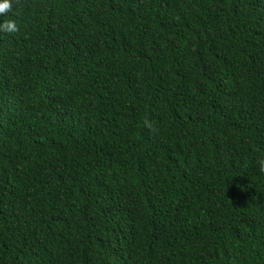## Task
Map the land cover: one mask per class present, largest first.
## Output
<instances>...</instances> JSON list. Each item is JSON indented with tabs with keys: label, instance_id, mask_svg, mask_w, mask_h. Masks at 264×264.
<instances>
[{
	"label": "trees",
	"instance_id": "obj_1",
	"mask_svg": "<svg viewBox=\"0 0 264 264\" xmlns=\"http://www.w3.org/2000/svg\"><path fill=\"white\" fill-rule=\"evenodd\" d=\"M9 19L0 264H264V0H13Z\"/></svg>",
	"mask_w": 264,
	"mask_h": 264
},
{
	"label": "clouds",
	"instance_id": "obj_2",
	"mask_svg": "<svg viewBox=\"0 0 264 264\" xmlns=\"http://www.w3.org/2000/svg\"><path fill=\"white\" fill-rule=\"evenodd\" d=\"M13 10V0H0V16H6ZM18 31L15 20L9 19L0 23V32L15 33ZM259 170L264 172V158L257 161Z\"/></svg>",
	"mask_w": 264,
	"mask_h": 264
}]
</instances>
